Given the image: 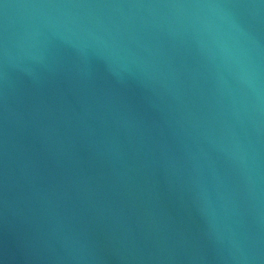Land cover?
Wrapping results in <instances>:
<instances>
[{
    "label": "water",
    "instance_id": "water-1",
    "mask_svg": "<svg viewBox=\"0 0 264 264\" xmlns=\"http://www.w3.org/2000/svg\"><path fill=\"white\" fill-rule=\"evenodd\" d=\"M0 264H264V0H0Z\"/></svg>",
    "mask_w": 264,
    "mask_h": 264
}]
</instances>
